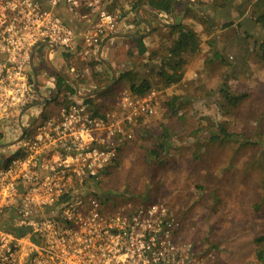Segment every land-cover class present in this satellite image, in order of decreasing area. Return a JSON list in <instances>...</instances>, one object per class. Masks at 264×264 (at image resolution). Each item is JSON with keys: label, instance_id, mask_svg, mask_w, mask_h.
<instances>
[{"label": "rangeland", "instance_id": "obj_1", "mask_svg": "<svg viewBox=\"0 0 264 264\" xmlns=\"http://www.w3.org/2000/svg\"><path fill=\"white\" fill-rule=\"evenodd\" d=\"M255 1H177L176 20L198 35L200 47L195 56L186 58L182 81L170 87H165L166 80L158 73L165 48L176 37L175 33L171 36V27L163 30L155 17L143 11L136 15L133 0H111L109 6L110 13L121 21L120 32L131 36L148 33L147 37L155 33L159 39V46L151 52L143 57L130 52L129 61L113 68L121 74L135 72L137 78L149 81L151 88L145 95L155 93V113L128 128L131 141L124 143L118 161L89 187L90 193L108 213H129L155 203L167 206L181 224L177 241L191 244L200 264H264L255 258V239L264 235V58L256 47L264 40V31L249 17ZM158 18L172 25L170 17ZM124 43L129 46V41ZM120 50L122 56L123 47ZM94 57H85L78 49L76 54L49 59L57 72L75 80L70 69L78 72ZM43 58L41 54L37 58L35 71L39 90L48 101L22 116L21 126L28 135L40 121L56 114L64 98L63 93L56 95V75ZM109 77L110 85L112 74L95 79V85L109 82ZM223 84L243 97L237 107L222 99L219 89ZM84 85L88 93L96 91L92 84ZM113 86L112 97L97 99L102 111L114 109L120 94L129 91L122 79ZM173 96L180 101L177 116H171L165 106ZM219 124L251 139L254 145L209 140ZM163 127L172 133V147L158 164L147 158V152L156 145ZM6 135L3 144L18 139L19 123L11 122ZM16 149L18 145L0 155Z\"/></svg>", "mask_w": 264, "mask_h": 264}, {"label": "built area", "instance_id": "obj_2", "mask_svg": "<svg viewBox=\"0 0 264 264\" xmlns=\"http://www.w3.org/2000/svg\"><path fill=\"white\" fill-rule=\"evenodd\" d=\"M110 2L0 0V145L9 124L40 100L30 62L42 45L95 54L120 28ZM61 10L85 21L80 33ZM154 99L123 91L114 109L95 115L67 96L15 152L0 155V264H200L192 245L177 241L181 224L167 206L108 213L89 190L131 141L128 128L154 115Z\"/></svg>", "mask_w": 264, "mask_h": 264}, {"label": "trees", "instance_id": "obj_3", "mask_svg": "<svg viewBox=\"0 0 264 264\" xmlns=\"http://www.w3.org/2000/svg\"><path fill=\"white\" fill-rule=\"evenodd\" d=\"M174 3V10H176V0H133L131 7L134 12L137 10L140 12L142 11L141 8L144 7L145 9L153 11L157 16L162 15L163 17L171 18V7ZM110 5L111 2L107 7V10L109 12ZM249 17L259 29L264 31V0H256L252 4V9L249 13ZM135 20L137 24L141 23L136 16ZM170 32L171 36L172 33H175L176 37L175 39L170 40L168 46L165 48L164 58L163 60H161L160 70L158 73L159 76L165 78V87L176 85L182 81L184 75V66L187 62L186 58L195 56L199 51L200 47V40L198 35L194 31L185 28L183 24L177 22L176 26L170 28ZM104 42L105 41H103V43ZM135 44L137 48L136 56L143 57L148 52V48L144 45L143 39L140 38L136 40ZM256 47L258 49L259 56L261 58H264V40L258 43ZM152 55L153 54H151L149 57H151ZM87 66L93 68L94 81L95 79H97V77L99 78L104 76L105 74L107 75V69L103 66L102 62L96 58V55L94 58L91 59V61H89ZM95 67L98 69V71H95ZM166 67H168L169 70H167ZM135 75H137L135 72L133 73L132 71H128L120 78V80L122 79L124 81H127L129 85V92L132 95L143 97L150 90L151 85L148 80L144 79L141 76L137 78ZM74 78L79 85L83 83L80 79V76L74 75ZM120 80L117 78L116 83H118ZM110 82L111 80L109 82H102L101 85L95 87V90L108 87ZM55 86L57 89L56 95L58 93H63L64 98H66L67 96L76 97L74 85L65 81L63 78L56 76ZM114 91L115 88L114 86H112L108 88L105 92L89 97L83 100L82 102L93 114L99 115L101 114L102 106L100 103H98L97 99H99L100 97H112ZM219 92L222 99L231 107H237L243 99L242 96L234 95L233 93H231L226 84H223L220 87ZM179 105V98L173 96L170 98V100L166 103L165 106L171 116H177L179 114ZM42 121H40L38 124H40ZM211 134L212 135H210L209 140L213 142L238 143L240 146L243 147L254 145V142L251 139L245 138L242 135L229 132L223 124L217 125L216 132L214 131ZM171 136V131L167 127H163L161 135L158 138L156 145L153 147V149L147 152V158H149L151 161L161 164L166 158V156L169 154V151L171 150ZM13 233L17 236L24 234V232L22 231H14ZM255 241L257 245V248L255 250V258L257 262L264 263V235L259 236L255 239Z\"/></svg>", "mask_w": 264, "mask_h": 264}, {"label": "crops", "instance_id": "obj_4", "mask_svg": "<svg viewBox=\"0 0 264 264\" xmlns=\"http://www.w3.org/2000/svg\"><path fill=\"white\" fill-rule=\"evenodd\" d=\"M60 15L67 22V24L70 27H72L77 33H80L79 31H81V29H83L84 25L86 24L85 21H77V20H75L65 10H61L60 11ZM163 23L167 24L166 22H163ZM142 25H144V24L142 23ZM160 27H162L163 30H166L167 28H169L166 25H160ZM129 28H131V26H129ZM120 29H121V27L119 28V30H118V32L116 34L109 35L107 38L104 39L105 42L102 44L100 55H98V50H97V52L95 54L90 55V56H95L96 55V58L98 60H99V56H100L101 60H103L109 66L108 67L107 65L102 63L103 66L107 69V75L109 74L111 76L112 70H113L115 72L116 77L118 79H120L124 75L123 73H125V72L127 73L128 71H125V72H123L121 74L120 72L114 70L113 68H115L116 65H118L119 63L123 64L126 60L129 61V56H128L129 52H131L132 55L136 54V51H137L136 44H135L136 40H138L140 38L143 39L144 45L148 48V52L147 53L151 52L152 50H154V48H157L159 46V41H158L159 39H156V37H154L155 33L151 34L150 35L151 37L149 36L150 38L147 37L148 33H146L143 37L139 36V35L131 36V35L124 34L123 32H120L121 31ZM126 35L127 36H131L133 39L132 38L131 39L127 38ZM147 39H148V41H147ZM126 41H129V46H126V43H124ZM153 41H155V44L152 45L151 49H149V44H151ZM122 47H123V51H122V54H121L122 56H120L118 52H121V50L120 51H118V50L120 48H122ZM41 50L42 51H40V49H39L38 56L34 60V65L35 66L37 64L36 60H37V58L39 57L40 54L42 56L46 57L47 50L45 48H42ZM60 53H62V51L58 50L56 53H52L50 55V58L53 57L54 55H57V54H60ZM69 55H71V54H69ZM94 69H95V71H98V69L96 67ZM70 70L71 71L74 70L73 71V76L74 75L80 76V79L83 82L82 84L79 85L80 93L82 95L89 94L86 91V89H85V87H87V86H85L84 84H86V85H91L92 84V86H94L93 89H95L96 85H95V82L93 80V68L85 65L84 68L79 70L78 72L75 70V68L73 69V67ZM109 78L111 80V77H109ZM97 79H98V77H97ZM85 91H86V93H85Z\"/></svg>", "mask_w": 264, "mask_h": 264}, {"label": "water", "instance_id": "obj_5", "mask_svg": "<svg viewBox=\"0 0 264 264\" xmlns=\"http://www.w3.org/2000/svg\"><path fill=\"white\" fill-rule=\"evenodd\" d=\"M178 1V0H176ZM174 7H175V3L172 5L171 7V20H172V25H167L165 23H163L159 18L158 16L153 12V11H149L148 9H145L144 7L141 8L142 11L146 12L147 14L155 17L157 19V21L159 22L160 25H166V26H169V27H174L177 25V20H176V17H175V13H174ZM138 14V10L136 11V15ZM145 25H147L149 28H150V31H152V27L150 24H148L147 22H143ZM127 38H132L131 36H127ZM133 39V38H132ZM43 48H45L47 50V53H46V60L48 62V65L53 69L55 75L57 77H61L63 78L65 81L69 82L70 84L74 85V90H75V94H76V97L79 99V100H85L89 97H92V96H95L96 94H101L103 92H105L108 88L112 87L113 84L116 82V74L115 72L112 70V74H113V81L110 85H108V87L106 88H102V89H98L96 91H92L90 92L89 94L87 95H82L80 93V88H79V84L77 81H75L74 79H70L68 77H65L63 75H61L59 72H57L54 67L52 66L51 62H50V55L52 53H56L59 49L56 47V46H53V45H49V44H43L42 45ZM101 48H102V45L99 46L98 48V55H100V52H101ZM35 53V50H33L32 52V55ZM99 60L104 63L105 65H107V63H105L103 60H101V57L99 56ZM108 66V65H107ZM109 67V66H108ZM30 69H31V75H32V80H33V88L35 90V92L37 93V95L39 96L40 100L36 103H34L31 107L23 110L20 114H19V117H18V123H19V126L21 128V136L16 139L15 141L9 143V144H2L0 145V150H5L9 147H13V146H16L19 144V142L21 141L22 139V136L25 132V129L21 126V118L22 116L30 109H33V108H39V107H43L46 102L48 101V98L43 95L40 90H39V86H38V80H37V74H36V71H35V65H34V61L32 59V61L30 62ZM0 164H1V161H0Z\"/></svg>", "mask_w": 264, "mask_h": 264}, {"label": "flooded vegetation", "instance_id": "obj_6", "mask_svg": "<svg viewBox=\"0 0 264 264\" xmlns=\"http://www.w3.org/2000/svg\"><path fill=\"white\" fill-rule=\"evenodd\" d=\"M60 54H64V53L62 52V53H60ZM42 60H43L44 64L48 65V62H47V60H46V57H44ZM48 66H49V65H48Z\"/></svg>", "mask_w": 264, "mask_h": 264}]
</instances>
